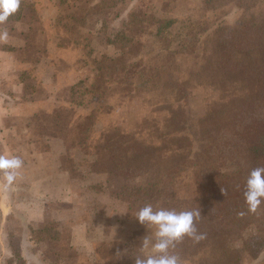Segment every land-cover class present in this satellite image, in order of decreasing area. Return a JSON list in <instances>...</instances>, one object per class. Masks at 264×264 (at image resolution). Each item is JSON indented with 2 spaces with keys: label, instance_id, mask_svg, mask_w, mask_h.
<instances>
[{
  "label": "crops",
  "instance_id": "1",
  "mask_svg": "<svg viewBox=\"0 0 264 264\" xmlns=\"http://www.w3.org/2000/svg\"><path fill=\"white\" fill-rule=\"evenodd\" d=\"M116 1L21 0L19 10L0 25L8 33L6 40H0V155L18 156L24 162L15 184L8 191L0 189V234L8 224L12 228L0 247V264H16V252L24 264H38L40 258L56 259L59 264H95L106 245L123 231L119 225L134 228V220L129 219L135 212L130 201L144 205L147 200L148 191L138 192L140 198L134 196L132 189L138 187L112 189V179L134 178L128 162L135 157H113V142L106 136L118 129L115 120L121 110L115 102L123 98L119 88L125 74L119 53L113 56L108 50L118 46L122 51L128 46L131 37L124 25L134 23L136 15L130 5L111 28L108 24L107 28L99 27L100 32H90L83 24L84 13L102 12ZM233 1L244 0L228 2ZM258 3L264 4V0ZM236 8L231 13L239 11ZM100 47L102 54L109 56L105 66L101 65L104 55L100 59L93 55ZM104 81L111 85L105 90L109 92L105 93L106 103L93 101L95 85ZM101 144L105 147L99 156L97 145ZM118 159L127 175L116 172ZM94 164L108 168L95 170ZM122 199L127 204L126 219L117 220ZM21 210L30 215L23 216ZM105 212L110 220L106 226L110 232L105 234L109 235L103 238L92 233L90 238L86 233L90 216L100 217ZM29 227L33 229L30 237L24 235ZM55 227L66 235L50 236ZM38 234L43 237L36 238ZM126 238L122 246L129 251L142 247L144 237L127 234ZM39 243L30 260L29 248ZM119 249L114 253L117 256ZM114 254L110 263L119 264L120 257ZM128 254L123 259L128 260ZM140 254L150 251L143 249Z\"/></svg>",
  "mask_w": 264,
  "mask_h": 264
},
{
  "label": "rangeland",
  "instance_id": "2",
  "mask_svg": "<svg viewBox=\"0 0 264 264\" xmlns=\"http://www.w3.org/2000/svg\"><path fill=\"white\" fill-rule=\"evenodd\" d=\"M203 1L117 0L113 7L103 9L102 12L92 10L96 13H84L83 24L90 32H93V30L100 32L99 27L107 28L109 24L111 28L112 23L117 24L121 14L130 5V11H133L136 15L134 23L128 26L124 25L126 32L131 37L128 46L126 48L121 47L122 51L118 46H110L108 53L113 56L119 53L120 59L118 61L125 72L123 76L120 75L122 78L120 80H123L124 84L119 88V93L123 98L115 102L121 110L118 111L115 120L118 124L116 130L118 132L124 130L128 135H132L135 129H139L135 133H139L138 137L143 135V138H145L143 143L147 157L142 156L129 160L128 167L133 169L134 178L129 180L114 178L109 183L112 189L117 190H120L123 185L148 187L147 202L145 201V204H152L154 207L174 208L178 211L199 207L195 203V197L198 194L195 182L198 168L192 166V163L183 165L182 168L179 164L172 167L175 162L180 161L173 154L174 139L172 137L180 134L187 139L189 137L193 141L192 156L195 158L202 145L198 144L199 135L197 134L200 115L214 111L215 104L226 100L225 97L219 98L217 96L207 73L202 72L199 74L197 66L205 62L209 64L213 62V56H211L212 43L216 30L220 27L230 33H235L243 20L253 18L260 22L264 19V4L258 3V0L253 2L244 0L240 1L241 3L234 1L229 3V0L226 2L225 0ZM132 2L135 3L132 4ZM88 7V4L84 6L83 11ZM236 7L239 8V11L231 13V10ZM162 19L165 20L164 25L167 21H169V25L162 34L159 32L160 35L157 34V29L161 24L159 20ZM122 22L124 21L122 20ZM191 27L195 30L197 36L185 34ZM109 33L107 32V35ZM107 35L104 38L109 39ZM181 43H186L187 48H182ZM192 50L198 52L201 58L196 54L184 52ZM104 54H102L101 47L93 53L94 57L99 59ZM108 59L109 56L104 55L101 65L105 66L109 61ZM143 72H146V77L155 78V81H157L156 88L151 86L147 90L148 92L138 88L137 83L142 78ZM103 78L106 79L105 76ZM176 83L183 86L185 96L176 92V88H174ZM109 86H111L110 83L105 81L96 84L93 101L106 103L105 93L109 92L105 90ZM174 113L180 115L179 119L174 120L172 118ZM107 123L109 124L111 121L109 120ZM101 126L102 124L99 125V127ZM104 147V144L97 145L99 156L103 154L104 150L102 149ZM107 168L105 164H94L95 170L106 171ZM165 168L166 171L170 172L166 184L159 183V185L151 186L150 183L156 180L158 171H163ZM231 169H233V166L228 167L227 170ZM121 203L122 205H120ZM125 203L123 199L121 202L119 201L117 220L126 219L124 217V206L127 204ZM142 203L141 201L135 203L130 201L135 212L133 213L134 218L129 219L134 220V228L119 225L118 229L123 231L120 232L116 240L106 245L102 258L95 260V264H111L109 257L113 256L118 247H120V254L118 256L117 254L114 255H116L115 258L120 257V260H117L120 262L119 264H134L135 258L141 256L142 247H136L135 249L133 247L129 251L126 246H122V241L127 239V234L140 239L155 231L153 228H147L139 224L135 218L137 211L145 205H142ZM199 208L202 217L207 222L208 238L199 241L194 246H188L185 242L181 243L183 247L176 245L173 251H177V255L184 260V264H264V205L255 213H249L247 207L240 205V201L236 199L223 203H212ZM240 212H243L244 215H238ZM22 213L23 216L27 215L28 217L30 215L28 210L22 211ZM90 219L86 231L90 238L92 233H94L93 236L101 234L103 238L109 235L105 234L106 231L110 232L109 227H106L110 221L107 212L100 217L98 214L95 217L90 216ZM106 221L108 222L105 225ZM226 221L232 224L230 230L233 235L234 248L214 259L210 250V237L214 227H219L220 223ZM8 225L5 227L3 234H0L2 235L0 236L1 240H3L0 243L2 248L4 247L6 233L12 230L10 224ZM32 230L31 227L25 228L24 235L32 236ZM51 233L53 234H49L50 236L60 235L62 238L63 235H66L56 227L52 229ZM41 237L43 236L38 234L36 238ZM17 241H20V239L17 238ZM15 245L16 243L13 246ZM39 245L40 243L29 248L27 256L30 260L34 259V257L31 259L30 255L38 252ZM125 251L126 253L129 252L127 255L128 260L123 259V257H126V253H123ZM19 259L16 252L13 260L16 264H24L20 263ZM40 260L41 262L38 264H59L55 262L56 259L40 258Z\"/></svg>",
  "mask_w": 264,
  "mask_h": 264
},
{
  "label": "trees",
  "instance_id": "3",
  "mask_svg": "<svg viewBox=\"0 0 264 264\" xmlns=\"http://www.w3.org/2000/svg\"><path fill=\"white\" fill-rule=\"evenodd\" d=\"M164 21L159 20L161 24L157 34H162L168 27L169 21L166 25L163 24ZM185 34L197 36L192 27ZM212 45L213 62L209 64L204 61L205 63L197 66V71L199 74L206 72L217 96L225 97L226 100L215 104L214 111L200 115L197 134L198 144L202 145L195 158L192 156L193 141L189 137L187 139L181 134L172 137L173 154L180 160L172 167L179 164L182 168L183 165L192 163V166L198 168L195 181L198 190L195 197L197 206L234 199L240 201V205L246 206L243 199L245 180L250 170L264 166V19L260 22L253 18L243 20L235 33L220 27L216 30ZM181 46L187 48L186 43H181ZM184 52L200 57L195 50ZM156 82L155 78L150 79L143 72L137 86L142 91H147L151 86L156 88ZM174 88L178 94L185 96L183 86L176 83ZM179 116L174 113L172 118L177 120ZM137 130L139 129H135L132 135L119 133L120 131L106 135L113 142L110 149L113 157L121 159L124 155H132L140 158L147 155L143 144L145 138L143 135L138 137L139 133H135ZM119 161L118 159L115 163L116 172L127 175L120 168ZM230 166L233 169L227 170ZM169 175L166 168L158 171L156 180L150 185L166 184ZM132 191L135 192L134 196L140 198L142 195L138 192L146 193L148 187H138ZM206 224L202 217L196 227L199 233L208 238ZM230 227L232 224L229 221L214 227L210 237V250L214 259L234 248ZM183 242L188 246L198 243L185 237L177 245L183 247ZM174 252L177 254V251Z\"/></svg>",
  "mask_w": 264,
  "mask_h": 264
},
{
  "label": "clouds",
  "instance_id": "4",
  "mask_svg": "<svg viewBox=\"0 0 264 264\" xmlns=\"http://www.w3.org/2000/svg\"><path fill=\"white\" fill-rule=\"evenodd\" d=\"M20 5L21 0H0V25L5 24ZM7 37V31L0 29V40ZM23 164L18 156L0 155V189L8 191L15 184ZM243 199L249 213H255L264 205V166L250 170L244 183ZM238 215L243 216L244 213ZM135 218L139 224L155 231L142 241V248L150 249V254L137 256L134 264H181L180 257L173 251L176 245L185 237L194 242L205 238L196 227L202 218L199 207L178 211L145 204L137 211Z\"/></svg>",
  "mask_w": 264,
  "mask_h": 264
}]
</instances>
